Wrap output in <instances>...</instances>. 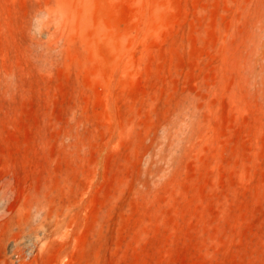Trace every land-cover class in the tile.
Wrapping results in <instances>:
<instances>
[{"label":"rangeland","instance_id":"rangeland-1","mask_svg":"<svg viewBox=\"0 0 264 264\" xmlns=\"http://www.w3.org/2000/svg\"><path fill=\"white\" fill-rule=\"evenodd\" d=\"M0 264H264V0H0Z\"/></svg>","mask_w":264,"mask_h":264}]
</instances>
